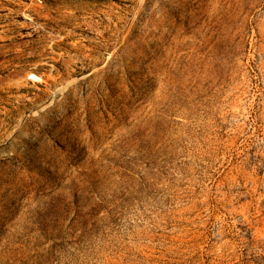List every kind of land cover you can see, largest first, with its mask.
<instances>
[{
	"label": "rangeland",
	"instance_id": "rangeland-1",
	"mask_svg": "<svg viewBox=\"0 0 264 264\" xmlns=\"http://www.w3.org/2000/svg\"><path fill=\"white\" fill-rule=\"evenodd\" d=\"M0 264H264V0H0Z\"/></svg>",
	"mask_w": 264,
	"mask_h": 264
},
{
	"label": "bare ground",
	"instance_id": "bare-ground-1",
	"mask_svg": "<svg viewBox=\"0 0 264 264\" xmlns=\"http://www.w3.org/2000/svg\"><path fill=\"white\" fill-rule=\"evenodd\" d=\"M28 78L34 79V80H39V78H37L34 74H31V73L28 75Z\"/></svg>",
	"mask_w": 264,
	"mask_h": 264
}]
</instances>
